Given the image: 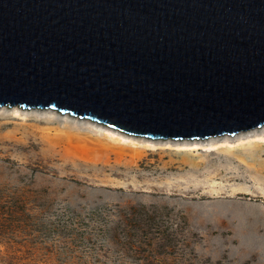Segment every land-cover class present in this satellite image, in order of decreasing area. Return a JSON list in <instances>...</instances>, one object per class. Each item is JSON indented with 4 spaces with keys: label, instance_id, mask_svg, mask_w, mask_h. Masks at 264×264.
Listing matches in <instances>:
<instances>
[{
    "label": "rangeland",
    "instance_id": "374dc122",
    "mask_svg": "<svg viewBox=\"0 0 264 264\" xmlns=\"http://www.w3.org/2000/svg\"><path fill=\"white\" fill-rule=\"evenodd\" d=\"M255 137L264 124L149 138L5 103L0 264H264V139L246 144ZM223 141L244 144L175 149Z\"/></svg>",
    "mask_w": 264,
    "mask_h": 264
},
{
    "label": "water",
    "instance_id": "95a60500",
    "mask_svg": "<svg viewBox=\"0 0 264 264\" xmlns=\"http://www.w3.org/2000/svg\"><path fill=\"white\" fill-rule=\"evenodd\" d=\"M149 138L264 124V0H0V106Z\"/></svg>",
    "mask_w": 264,
    "mask_h": 264
},
{
    "label": "bare ground",
    "instance_id": "6f19581e",
    "mask_svg": "<svg viewBox=\"0 0 264 264\" xmlns=\"http://www.w3.org/2000/svg\"><path fill=\"white\" fill-rule=\"evenodd\" d=\"M104 139L105 141L110 145V144H117L118 146H122L123 144H121V140L119 138H114L111 134L106 133L104 135ZM264 138L262 137H255L254 139H249L248 141H246V144H250V143H258V142H262ZM244 144V142H239L236 144H232V143H228V142H215V143H211L208 145H200L198 143H192L191 145H178L176 146L175 149L177 150H197V149H201L202 151H206V152H214L217 151L219 149H227L229 151L234 150V148L242 146ZM138 145V144H137ZM125 146V145H124ZM134 147V146H133ZM145 147H149L148 145ZM120 148V147H119ZM123 148V147H121ZM153 148V146H152ZM151 148V149H152Z\"/></svg>",
    "mask_w": 264,
    "mask_h": 264
}]
</instances>
